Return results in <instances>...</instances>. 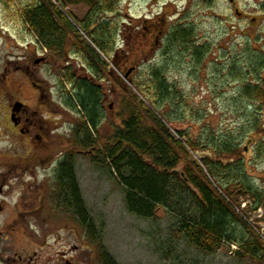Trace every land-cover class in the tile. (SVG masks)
I'll return each mask as SVG.
<instances>
[{
	"label": "rangeland",
	"instance_id": "374dc122",
	"mask_svg": "<svg viewBox=\"0 0 264 264\" xmlns=\"http://www.w3.org/2000/svg\"><path fill=\"white\" fill-rule=\"evenodd\" d=\"M3 1L0 0V114L9 97L12 103L22 101L33 106L34 88L20 75L26 63L30 66L28 76L41 85L48 99L57 105V113L64 116L58 118L59 131L65 135L69 130V135L74 136V178L87 212L86 224L93 223L99 238H90L86 224L75 212L74 197L73 216L67 217L55 211L56 186L28 185L31 180L25 177L27 186H19L22 182L17 181L9 186L8 195H0V264H101L104 249L117 264H264V249H258L255 256L246 252H241V256L236 253V245L224 243L212 254L198 252L175 231L176 220L166 212L159 211L151 219L131 214L114 172L111 174L106 164H98L96 158L97 149L105 147L108 135L126 118L125 95L131 97L134 92L127 90L132 89L128 81H124L126 86L120 84L119 72L129 74L144 89L151 82L148 68H163L169 92L158 109L163 116L178 119L174 122L164 117L174 129L198 135L204 128L200 121L205 119L207 125L215 126L217 134L232 133L244 123L240 109L245 101H239L238 93L242 81L255 83L258 78L249 75L241 80L230 74L228 67L234 63L242 68L263 61L258 52H264V16L259 17L263 0H237L236 7L246 17H259L254 24L238 19L229 0H116V12H101L97 17L98 21L118 23L116 48L125 49L118 54L119 64L110 70V78L91 74L83 54L76 52L80 37L87 38L80 32V21L88 7L63 8L74 27H81L80 31L72 35L62 58L54 55L48 62L36 65L34 61L49 51L44 50L19 16L21 8L35 0H6L10 6ZM178 26L190 32L188 45L172 42L165 35ZM195 48L199 56L193 53ZM5 68L11 73L19 71L16 75L21 76L22 87L10 78L4 82ZM68 71L74 75L71 84L66 79ZM80 80L90 82L107 95L100 105L102 116L97 131L91 136L81 113L72 106L74 88ZM262 114L264 120V111ZM87 138L93 142L82 148L80 143ZM257 149L251 147L252 157L245 156L250 164L249 183L264 189V149L260 153ZM196 155L213 157L211 151H198ZM232 198L264 239V208L253 210L254 202L248 196Z\"/></svg>",
	"mask_w": 264,
	"mask_h": 264
},
{
	"label": "trees",
	"instance_id": "16d2710c",
	"mask_svg": "<svg viewBox=\"0 0 264 264\" xmlns=\"http://www.w3.org/2000/svg\"><path fill=\"white\" fill-rule=\"evenodd\" d=\"M8 1H3L6 6H10ZM116 3V0H35L22 7L19 16L44 48L62 58L67 45L71 44L73 36L78 35L81 28L74 27L76 25L63 8L69 5L88 7V13L80 21V32L85 33L103 58L82 37L76 52L83 54L91 74L100 73L110 78V70L117 68L118 54L124 53L125 49L116 48L120 31L118 23L107 19L98 21L97 17L101 12H116ZM168 32L165 35H169L172 42L189 44V31L178 26ZM73 43L76 45V42ZM258 52L264 58V52ZM193 53H197L196 48ZM228 69L230 74L241 80L242 77L248 79L249 75H257L258 78L255 83L242 81L238 98L245 101L240 109L245 121L232 133L221 131L217 134L215 126L207 125L204 119L200 121L204 127L200 134L174 129L180 140L175 138L172 127L164 117L174 122L178 119L171 115L163 116L158 109L159 102L169 92L163 68L150 67L151 82L144 89L141 83L128 75L132 89L127 90L134 92H130L131 97L124 94L126 118L108 135L105 147L97 149L99 153L96 158L98 164H106L109 172H114L131 214L151 219L156 218L159 211L168 213L176 220L175 231L202 254H212L227 243L236 245V253L241 256V252L255 256L258 249H264V239L236 207L232 197L248 196L254 202L253 210L264 208V189L249 183L250 164L245 160V156L252 157L251 147H257L258 153L264 149V120L261 117L264 111V59L254 65H243L242 68L232 63ZM66 79L71 84L74 79L71 71L67 72ZM120 84L126 86L122 78ZM74 93L72 106L81 113L85 129L89 130L91 136L97 131L96 126L102 116L101 89L80 80L76 82ZM246 100L249 104H246ZM92 142L87 138L80 145L88 148ZM198 151H211L213 157H197ZM73 187L75 212L86 224L87 212L82 205L75 178ZM84 227L91 239L99 238L92 222L87 221ZM247 236L249 239H246ZM101 264L117 263L104 249L101 251Z\"/></svg>",
	"mask_w": 264,
	"mask_h": 264
},
{
	"label": "flooded vegetation",
	"instance_id": "af4514ba",
	"mask_svg": "<svg viewBox=\"0 0 264 264\" xmlns=\"http://www.w3.org/2000/svg\"><path fill=\"white\" fill-rule=\"evenodd\" d=\"M229 3L240 20L248 19L254 24L260 16H264V0L259 17H246L236 7L237 0H229ZM262 20L264 21V18ZM53 56L49 52H43L42 57L36 59L38 62L35 63V60L34 63L37 65L48 62ZM29 71L30 66L25 63L21 67L23 74L20 75L24 76L34 88L36 97L33 106L22 101L12 103L9 97L6 98L5 112L0 114V195H8L9 186L17 181L22 182L19 186H27L25 177H28L31 180L28 185L38 183L42 187L56 186L55 211H61V214L72 217L74 136L69 135V130L65 131V135L64 132L59 131L58 118L61 116L64 119V116L57 113V105L48 99L41 85L28 76ZM3 72L4 82L10 78L22 87L19 81L21 76L16 75L19 73L18 70L11 73L5 68ZM9 94L13 96L10 92ZM102 97L100 104L107 100L106 93L102 94ZM21 192L23 193V190Z\"/></svg>",
	"mask_w": 264,
	"mask_h": 264
},
{
	"label": "built area",
	"instance_id": "2783aa9c",
	"mask_svg": "<svg viewBox=\"0 0 264 264\" xmlns=\"http://www.w3.org/2000/svg\"><path fill=\"white\" fill-rule=\"evenodd\" d=\"M172 134H173V136H174L175 138H178V139L180 140V138L178 137L177 134H175L174 132H173Z\"/></svg>",
	"mask_w": 264,
	"mask_h": 264
},
{
	"label": "water",
	"instance_id": "95a60500",
	"mask_svg": "<svg viewBox=\"0 0 264 264\" xmlns=\"http://www.w3.org/2000/svg\"><path fill=\"white\" fill-rule=\"evenodd\" d=\"M37 62H38V60L35 61V63H37ZM127 75H128V74H126L125 77H127Z\"/></svg>",
	"mask_w": 264,
	"mask_h": 264
}]
</instances>
